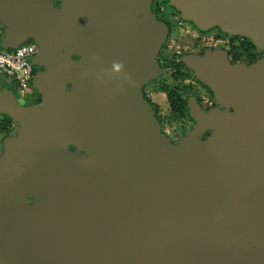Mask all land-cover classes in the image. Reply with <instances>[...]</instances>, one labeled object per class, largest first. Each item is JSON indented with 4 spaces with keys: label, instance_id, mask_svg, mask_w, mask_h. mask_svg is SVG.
I'll use <instances>...</instances> for the list:
<instances>
[{
    "label": "water",
    "instance_id": "95a60500",
    "mask_svg": "<svg viewBox=\"0 0 264 264\" xmlns=\"http://www.w3.org/2000/svg\"><path fill=\"white\" fill-rule=\"evenodd\" d=\"M60 2L0 0L1 46L32 40L45 68L36 108L0 89V113L19 125L0 181L25 162L39 196L3 238L7 264H264V61L194 60L235 111H194L196 126L171 143L141 93L167 32L149 0ZM169 2L200 28L264 42V0Z\"/></svg>",
    "mask_w": 264,
    "mask_h": 264
},
{
    "label": "flooded vegetation",
    "instance_id": "af4514ba",
    "mask_svg": "<svg viewBox=\"0 0 264 264\" xmlns=\"http://www.w3.org/2000/svg\"><path fill=\"white\" fill-rule=\"evenodd\" d=\"M51 1L55 7L61 5L60 0ZM149 8L155 19L165 24L167 32L153 57L156 65L155 75L141 85V93L150 105L161 132L171 143H177L196 126L194 111L226 114H233L235 111L232 106L224 105L217 99L213 90L199 79L191 63L204 59L205 63H202L209 66L223 62L229 66L252 67L264 61V42H257L253 35L224 30L219 25L200 28L192 20L186 19L169 0H149ZM44 71L43 66H33L32 76ZM32 79L27 91L22 95L10 78L9 83L0 89L10 90L22 107L25 102H29L26 109L36 108L42 102V95L34 88ZM155 83L161 84L159 90L162 97L159 101L151 98L152 90L149 88ZM161 116L180 119V126L176 131H167L160 120ZM212 132L213 130L208 128L199 138L204 140ZM18 133L19 125L8 115L0 113V159L6 152V140L17 136ZM67 149L71 153L85 154L73 144H68ZM18 168L10 172L9 178L0 181V264H7L8 260V255L3 253L1 246L3 238L8 236L9 241L11 240L9 232L13 229L15 219L21 218L25 208L34 206L39 200L34 189L26 184L32 179V175L27 172L32 170V167L23 162ZM185 264L190 263L186 261Z\"/></svg>",
    "mask_w": 264,
    "mask_h": 264
},
{
    "label": "built area",
    "instance_id": "2783aa9c",
    "mask_svg": "<svg viewBox=\"0 0 264 264\" xmlns=\"http://www.w3.org/2000/svg\"><path fill=\"white\" fill-rule=\"evenodd\" d=\"M3 28L0 26V39ZM37 51V45L26 41L16 47H3L0 44V73L12 79L17 85L20 95L24 94L32 79V57Z\"/></svg>",
    "mask_w": 264,
    "mask_h": 264
},
{
    "label": "rangeland",
    "instance_id": "374dc122",
    "mask_svg": "<svg viewBox=\"0 0 264 264\" xmlns=\"http://www.w3.org/2000/svg\"><path fill=\"white\" fill-rule=\"evenodd\" d=\"M39 71V69L37 70ZM161 83V81H159ZM9 83V78L7 76H5L4 74L0 73V87L5 86ZM161 85V84H159ZM158 84H152L151 88H149L150 90H152L151 93V98L153 100H157L159 101L162 97V95L160 94V86ZM156 87V88H155ZM29 97V96H26ZM161 122L163 123V127L167 130V131H176V128L178 126H180V119H175V118H170V117H166V116H161L160 117ZM259 185L260 188L262 189L263 193H264V179L259 180ZM162 223L164 224V226L166 227L167 221L165 219L162 220Z\"/></svg>",
    "mask_w": 264,
    "mask_h": 264
},
{
    "label": "clouds",
    "instance_id": "9594fccd",
    "mask_svg": "<svg viewBox=\"0 0 264 264\" xmlns=\"http://www.w3.org/2000/svg\"><path fill=\"white\" fill-rule=\"evenodd\" d=\"M115 67H117V68H120V67H122V64H120V63H117L116 65H114Z\"/></svg>",
    "mask_w": 264,
    "mask_h": 264
},
{
    "label": "trees",
    "instance_id": "16d2710c",
    "mask_svg": "<svg viewBox=\"0 0 264 264\" xmlns=\"http://www.w3.org/2000/svg\"><path fill=\"white\" fill-rule=\"evenodd\" d=\"M29 42H31L32 40H28Z\"/></svg>",
    "mask_w": 264,
    "mask_h": 264
}]
</instances>
